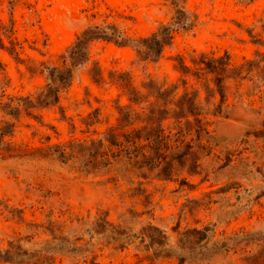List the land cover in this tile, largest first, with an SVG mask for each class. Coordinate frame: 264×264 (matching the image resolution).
<instances>
[{"label":"rangeland","instance_id":"1","mask_svg":"<svg viewBox=\"0 0 264 264\" xmlns=\"http://www.w3.org/2000/svg\"><path fill=\"white\" fill-rule=\"evenodd\" d=\"M186 7L197 15V24L175 34L157 64L140 61L130 47L94 43L90 62L76 70L59 105L22 115L13 135L0 138V251L19 245L40 252L53 242L46 230L50 221L66 238L84 245L92 236L83 224L106 212L110 223L134 239L118 249L110 236L95 237L100 264H246L243 259L256 253L254 248L246 254L226 253L218 245L235 234H248L255 243L264 238V99L251 82L241 88L242 101L233 89L225 116L201 118L209 123V136L185 140L193 142L199 155L198 175L177 168L171 180L154 173L142 181L133 174L125 178L119 164L86 176L60 163L49 150L101 139L117 127L119 107L143 112L156 102L149 87L153 95L154 89L178 85L177 95H182L178 58L192 65L202 53H228L236 67L264 54V0H186ZM174 16L166 0H0V41L7 48L14 41L21 59L0 49V129L14 122L1 104L43 89L45 67H62L61 56L86 28L117 25L128 37L147 38ZM10 29L13 34H8ZM96 66L99 79L92 76ZM124 81L147 102L131 105ZM187 83L190 93L202 88L193 78ZM204 97L202 92L201 100ZM217 101L211 99L208 107ZM171 126L170 121L164 123L174 145ZM149 227L167 239L164 247H154V254L145 247L150 240L142 242V232ZM193 230H209L207 240L190 244L196 237L186 233ZM78 259L57 256L51 264L90 263Z\"/></svg>","mask_w":264,"mask_h":264},{"label":"trees","instance_id":"2","mask_svg":"<svg viewBox=\"0 0 264 264\" xmlns=\"http://www.w3.org/2000/svg\"><path fill=\"white\" fill-rule=\"evenodd\" d=\"M166 1L174 8L175 16L171 23L162 24L150 37L139 39L128 37L117 25L86 28L61 56L62 67H45L47 84L43 89L35 96L13 97L1 104L2 112L14 122L7 121L3 124L0 138L13 135L16 122L22 115L34 116L36 110L59 105L60 96L71 87L76 70L90 62V49L94 43L106 42L119 48L130 47L140 61L157 64L165 49L171 46L175 34L193 30L198 22L197 15L187 9L186 0ZM8 34H13V29H10ZM256 42L261 44L260 41ZM10 44L11 47L7 48L0 41V49L6 50L20 61L15 42L11 40ZM177 62L183 77L181 83L185 89L182 95H177L178 85L171 89H154L153 95L152 88L149 87L147 90L156 102L148 104V108L143 112L134 110L132 106L119 107L117 127L109 130L101 139L55 145L49 149L51 155L57 156L62 164H71L72 169L86 176L99 174L101 167L114 169L115 165L119 164H122L123 170L119 169L118 172L123 173L125 178L133 174V178L142 181L149 180V174L154 173L157 178L171 180L177 168L187 169L189 175H198L201 166L199 155L192 145L193 142L187 143L185 140L193 137L198 139L202 135L209 136L207 130L209 123L201 118L225 116L228 97L235 89L233 95L242 101L245 94L241 93V88L246 82H251L255 91L263 93L264 99V54L258 53L255 60L236 67L231 64L228 53L221 57L202 53L192 59V65H188L182 58H178ZM0 71H3L1 62ZM92 76L99 79L100 71L97 66L92 70ZM189 78H193L202 88L190 93L187 90ZM122 84L130 96L131 105L147 102L146 98H140L139 92L132 88L129 81ZM202 92L205 94L203 100ZM211 99L218 101L210 108L208 104ZM167 121L172 123L171 129L175 132L174 145H171L172 136L166 134L164 123ZM140 184L142 183H139V186ZM83 225H88L90 229L87 232L92 236L91 241L84 245H78L80 240L66 238L57 229L59 226L50 221L46 230L51 234L53 242L46 243L44 249L38 253L25 251L19 245H10L9 249L0 251V263L51 264L60 256L73 260L90 259L89 264H100L97 262L95 237L110 236V240L115 242L113 245L118 249L125 248L131 242V238L134 239L128 231L110 223L106 212L100 213L92 223ZM208 232L209 230L205 232L193 230L186 235H194L196 238L189 240V243L197 245L207 240ZM142 233H144L142 242L150 240L145 246L149 252L154 254L155 246L162 248L166 245L167 239L159 229L149 227ZM218 245L224 252L234 251V254L239 252L246 254L250 249H257L254 255H248L243 262L264 264V238L255 243L248 234H235Z\"/></svg>","mask_w":264,"mask_h":264}]
</instances>
